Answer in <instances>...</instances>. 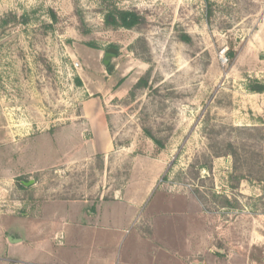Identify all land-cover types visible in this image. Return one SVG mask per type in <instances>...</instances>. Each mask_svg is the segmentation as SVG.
Returning <instances> with one entry per match:
<instances>
[{"label": "rangeland", "instance_id": "374dc122", "mask_svg": "<svg viewBox=\"0 0 264 264\" xmlns=\"http://www.w3.org/2000/svg\"><path fill=\"white\" fill-rule=\"evenodd\" d=\"M113 9L145 23L109 25ZM260 87L264 0H0V212L95 200L158 164L163 187L141 208L154 227L196 223L201 264H264ZM108 99L114 150L89 154L81 104Z\"/></svg>", "mask_w": 264, "mask_h": 264}, {"label": "crops", "instance_id": "0c3cea01", "mask_svg": "<svg viewBox=\"0 0 264 264\" xmlns=\"http://www.w3.org/2000/svg\"><path fill=\"white\" fill-rule=\"evenodd\" d=\"M78 75L82 83L87 80L85 73ZM112 102L81 104L83 114L78 118L88 133L89 154L109 155L114 150L107 111ZM63 135L76 136L74 132ZM140 170L141 177L128 181L124 189L95 200L23 198V208L11 214L14 225L5 220L11 215L0 212V264H201L194 261L202 251L200 229L198 239L191 238L196 223L189 222L187 232L176 223L161 221L154 227L155 214L141 213L147 198L163 184L160 165L148 164ZM75 203L83 204L79 211L72 209Z\"/></svg>", "mask_w": 264, "mask_h": 264}, {"label": "trees", "instance_id": "16d2710c", "mask_svg": "<svg viewBox=\"0 0 264 264\" xmlns=\"http://www.w3.org/2000/svg\"><path fill=\"white\" fill-rule=\"evenodd\" d=\"M111 13L112 14L106 18V22L109 25H113V26H117L120 28L130 30V29H133V28L138 27L140 25H143L145 23V19L133 11H120V10L113 9V11ZM51 18L53 20H55V16L52 12H51ZM1 22H5V21H1ZM181 39L183 42H189L190 41V39L186 36H182ZM230 56L232 57L233 54H230ZM140 83H143V81H139L138 85ZM263 90H264L263 87H260L257 89V91H259L260 93ZM227 148L230 151V153L228 155H230L236 159L237 154H236V149L234 148V146L232 144H227ZM215 156H217V155H215Z\"/></svg>", "mask_w": 264, "mask_h": 264}, {"label": "water", "instance_id": "95a60500", "mask_svg": "<svg viewBox=\"0 0 264 264\" xmlns=\"http://www.w3.org/2000/svg\"><path fill=\"white\" fill-rule=\"evenodd\" d=\"M117 50L115 48H108L102 58V64L106 68L108 73H111L113 71V64L111 62L112 58L116 55ZM31 182H29L26 185H30Z\"/></svg>", "mask_w": 264, "mask_h": 264}, {"label": "flooded vegetation", "instance_id": "af4514ba", "mask_svg": "<svg viewBox=\"0 0 264 264\" xmlns=\"http://www.w3.org/2000/svg\"><path fill=\"white\" fill-rule=\"evenodd\" d=\"M27 183H29V182H27ZM27 183H26V182H21V184H22L23 186H26Z\"/></svg>", "mask_w": 264, "mask_h": 264}, {"label": "built area", "instance_id": "2783aa9c", "mask_svg": "<svg viewBox=\"0 0 264 264\" xmlns=\"http://www.w3.org/2000/svg\"><path fill=\"white\" fill-rule=\"evenodd\" d=\"M75 66H77V65H75Z\"/></svg>", "mask_w": 264, "mask_h": 264}]
</instances>
